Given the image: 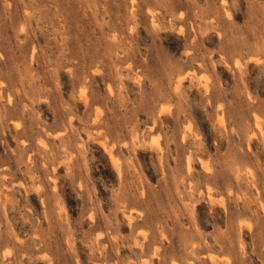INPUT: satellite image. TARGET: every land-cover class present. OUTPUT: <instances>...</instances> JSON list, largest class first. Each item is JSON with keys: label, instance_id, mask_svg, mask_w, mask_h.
Wrapping results in <instances>:
<instances>
[{"label": "rangeland", "instance_id": "1", "mask_svg": "<svg viewBox=\"0 0 264 264\" xmlns=\"http://www.w3.org/2000/svg\"><path fill=\"white\" fill-rule=\"evenodd\" d=\"M0 264H264V0H0Z\"/></svg>", "mask_w": 264, "mask_h": 264}, {"label": "bare ground", "instance_id": "2", "mask_svg": "<svg viewBox=\"0 0 264 264\" xmlns=\"http://www.w3.org/2000/svg\"><path fill=\"white\" fill-rule=\"evenodd\" d=\"M130 218V217H129Z\"/></svg>", "mask_w": 264, "mask_h": 264}]
</instances>
